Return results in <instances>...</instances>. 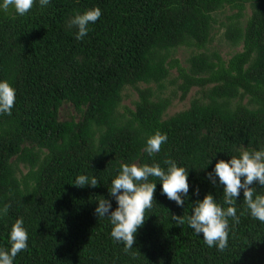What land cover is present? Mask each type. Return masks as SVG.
<instances>
[{
    "label": "trees",
    "instance_id": "trees-1",
    "mask_svg": "<svg viewBox=\"0 0 264 264\" xmlns=\"http://www.w3.org/2000/svg\"><path fill=\"white\" fill-rule=\"evenodd\" d=\"M95 7L101 17L77 41L69 20ZM216 26L242 47L228 60L208 49ZM180 49L191 52L185 67L174 57ZM172 69L175 90L164 96ZM0 80L16 93L12 114L0 115V208L8 205L0 247L18 218L29 237L14 264H264V223L249 215L242 191L222 252L172 219L205 194L227 207L207 173L242 148L264 147V0H51L43 9L37 0L24 16L0 11ZM128 88L137 100L120 113ZM192 88L188 109L166 117L176 93L184 100ZM64 106L75 114L61 121ZM157 131L168 139L149 158L145 141ZM166 159L188 169V198L178 207L150 177L153 207L125 253L96 217L97 202L115 209L108 188L121 162L165 168ZM81 174L98 186H74Z\"/></svg>",
    "mask_w": 264,
    "mask_h": 264
},
{
    "label": "clouds",
    "instance_id": "clouds-1",
    "mask_svg": "<svg viewBox=\"0 0 264 264\" xmlns=\"http://www.w3.org/2000/svg\"><path fill=\"white\" fill-rule=\"evenodd\" d=\"M37 3V0H0V11L10 9L15 15H26ZM40 8H46L51 0H38ZM102 15L101 9L95 7L84 13H77L68 22V27L77 29L75 39L83 40L89 32V25L94 24ZM16 100L15 89L7 80H0V115H11ZM167 135L159 131L145 141L143 152L149 158L161 151V145L167 142ZM212 159L206 162L207 166ZM162 168L159 163L136 164L121 162L117 174L110 182L109 196L115 200L116 207L108 199H100L95 208L97 218H106L111 225V238L124 246L125 253L133 249L135 235L145 222V213L152 209L157 183L161 194L174 201L178 207L185 204L189 194L188 169L178 166L172 159L164 161ZM206 166V167H207ZM205 167V168H206ZM203 168V169H205ZM207 178L222 187L223 207L212 194H205L202 200L191 204V214L172 216L178 224H187L196 236L202 234L208 247L224 251L228 247L229 219L239 223L237 216V198L243 193V202L249 215L264 223V194L257 192L254 182L264 188V147L257 149L242 148L238 156H231L227 161L218 160ZM243 180V182H242ZM73 185L76 187L98 186L95 176L78 175ZM199 195V189L194 190ZM8 212V205L0 208V218ZM28 232L24 227L23 218H18L10 228L7 236L8 247H0V264H14L17 255L28 248Z\"/></svg>",
    "mask_w": 264,
    "mask_h": 264
},
{
    "label": "rangeland",
    "instance_id": "rangeland-1",
    "mask_svg": "<svg viewBox=\"0 0 264 264\" xmlns=\"http://www.w3.org/2000/svg\"><path fill=\"white\" fill-rule=\"evenodd\" d=\"M232 14L231 12H226L223 15H219L217 17L218 22L222 23L225 20V16ZM245 16L243 20H245L250 15V10L247 7V10L245 11ZM224 30L219 29L218 26L215 28L214 32V40L213 43L209 46L210 52H216L218 53L222 59L228 60L233 54L240 52L242 50V47H239L237 49H233L229 44L225 42V40L222 38ZM190 51L187 49H180L175 54V58L179 60L180 65L185 67V61L190 55ZM177 76L176 69H172L170 71V78L167 82H165V86L167 87V90L164 92V96H168L169 93H172L175 89L170 85V82ZM152 88H156L155 85H151ZM144 88V87H142ZM199 89L198 88H192V90L189 92V94L186 96L184 100H179L180 93H176V95L172 98V105L168 109L166 113V117H171L176 113L182 112L186 109H188L190 102L193 98L197 97ZM137 100V94L134 92L133 89H126L123 93V102L121 105L120 113H124V109L133 110L134 109V103ZM74 111L70 106H64L60 110V120L66 121L70 119L71 115H74Z\"/></svg>",
    "mask_w": 264,
    "mask_h": 264
}]
</instances>
